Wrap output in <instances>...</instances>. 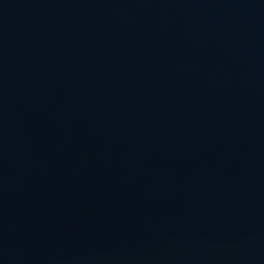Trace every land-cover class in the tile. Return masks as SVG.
<instances>
[{"label": "water", "instance_id": "1", "mask_svg": "<svg viewBox=\"0 0 264 264\" xmlns=\"http://www.w3.org/2000/svg\"><path fill=\"white\" fill-rule=\"evenodd\" d=\"M0 264H264V0H0Z\"/></svg>", "mask_w": 264, "mask_h": 264}]
</instances>
